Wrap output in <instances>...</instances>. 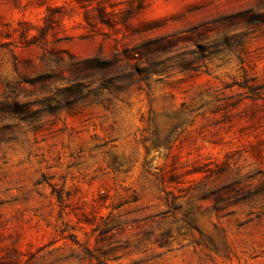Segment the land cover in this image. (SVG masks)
Masks as SVG:
<instances>
[{
	"label": "rangeland",
	"instance_id": "obj_1",
	"mask_svg": "<svg viewBox=\"0 0 264 264\" xmlns=\"http://www.w3.org/2000/svg\"><path fill=\"white\" fill-rule=\"evenodd\" d=\"M0 101V264H264V0H0Z\"/></svg>",
	"mask_w": 264,
	"mask_h": 264
},
{
	"label": "trees",
	"instance_id": "obj_2",
	"mask_svg": "<svg viewBox=\"0 0 264 264\" xmlns=\"http://www.w3.org/2000/svg\"><path fill=\"white\" fill-rule=\"evenodd\" d=\"M127 56H130V53H127ZM72 57V56H70ZM61 59V57L59 58ZM73 73L76 75V78H81L84 76L86 73H90L92 69H103V70H110V71H115V75L113 78L121 79L122 75L118 70L117 67V57L113 58H101L99 56H95L92 58H87L83 59L80 61H73L71 65ZM48 75L46 73L40 74L36 77H21V82H30L31 84H36L37 82H45L46 79H48ZM112 82V79H107L105 78V82L102 83V87H106L108 84ZM81 82H77L75 86H69L68 90L74 91V92H82V89L80 88ZM8 103L5 101H0V111H6L8 109ZM37 113H40L41 110L36 111Z\"/></svg>",
	"mask_w": 264,
	"mask_h": 264
}]
</instances>
